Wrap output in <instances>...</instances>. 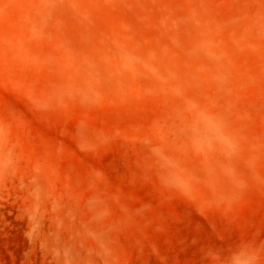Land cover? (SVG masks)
Returning a JSON list of instances; mask_svg holds the SVG:
<instances>
[{
    "label": "rangeland",
    "instance_id": "374dc122",
    "mask_svg": "<svg viewBox=\"0 0 264 264\" xmlns=\"http://www.w3.org/2000/svg\"><path fill=\"white\" fill-rule=\"evenodd\" d=\"M0 264H264V0H0Z\"/></svg>",
    "mask_w": 264,
    "mask_h": 264
},
{
    "label": "bare ground",
    "instance_id": "6f19581e",
    "mask_svg": "<svg viewBox=\"0 0 264 264\" xmlns=\"http://www.w3.org/2000/svg\"><path fill=\"white\" fill-rule=\"evenodd\" d=\"M199 126H200V125H199ZM199 126H198V129L201 130L202 127H201V126L199 127ZM205 135L208 136V135H210V133H209V132H206Z\"/></svg>",
    "mask_w": 264,
    "mask_h": 264
}]
</instances>
